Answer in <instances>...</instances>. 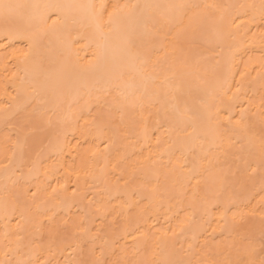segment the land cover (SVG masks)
<instances>
[{
	"label": "bare ground",
	"instance_id": "1",
	"mask_svg": "<svg viewBox=\"0 0 264 264\" xmlns=\"http://www.w3.org/2000/svg\"><path fill=\"white\" fill-rule=\"evenodd\" d=\"M257 234L264 0H0V264H264Z\"/></svg>",
	"mask_w": 264,
	"mask_h": 264
},
{
	"label": "rangeland",
	"instance_id": "2",
	"mask_svg": "<svg viewBox=\"0 0 264 264\" xmlns=\"http://www.w3.org/2000/svg\"><path fill=\"white\" fill-rule=\"evenodd\" d=\"M68 232V231H67ZM60 233V232H59ZM65 233V232H64ZM64 233H61V234H64ZM58 234V233H57ZM61 234H59L60 236H61ZM65 235V234H64ZM64 235H62L63 237H64ZM58 236V235H57ZM61 236V237H62ZM67 236V235H66ZM259 236L262 238V237H264V234L261 236V234H259ZM68 237H69V235H68ZM255 237H256V235H255ZM257 237H258V234H257ZM256 237V238H257ZM260 237H258L256 240H258ZM59 238V237H58ZM65 238V237H64ZM61 239V238H60ZM63 239V238H62ZM65 240V239H64ZM261 239H259V242H261L262 244H260L261 246L264 244V242H262V241H260ZM264 240V239H263ZM259 244V243H258ZM257 244V245H258ZM260 247V246H259ZM264 247H261V250L263 249Z\"/></svg>",
	"mask_w": 264,
	"mask_h": 264
}]
</instances>
